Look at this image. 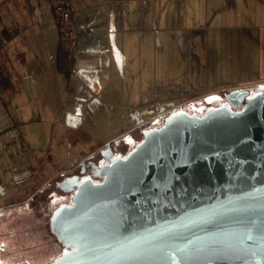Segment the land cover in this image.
Returning <instances> with one entry per match:
<instances>
[{"label": "rangeland", "instance_id": "374dc122", "mask_svg": "<svg viewBox=\"0 0 264 264\" xmlns=\"http://www.w3.org/2000/svg\"><path fill=\"white\" fill-rule=\"evenodd\" d=\"M239 1L245 5L231 18V29L185 23L182 32L156 30L154 37L152 29L147 33L138 23V31L113 39L121 46L120 57L110 62L108 56L92 55L80 65L85 71L76 73L70 90L65 80L52 82L50 99L0 92L3 264H49L61 254L63 246L50 232L49 218L71 200L55 184L84 162L101 164L100 152L108 142L115 152H130L147 127L162 124L163 117L148 114L138 125L130 120V111L169 95L178 97L181 108L202 115L208 106L225 104V92L253 94L264 84V0ZM95 6L80 5V10L96 14ZM96 60L92 68L90 61ZM199 98L205 101L197 106ZM171 108L169 113L179 110Z\"/></svg>", "mask_w": 264, "mask_h": 264}, {"label": "water", "instance_id": "95a60500", "mask_svg": "<svg viewBox=\"0 0 264 264\" xmlns=\"http://www.w3.org/2000/svg\"><path fill=\"white\" fill-rule=\"evenodd\" d=\"M249 94L171 113L124 158L107 147L88 163L101 182H56L74 193L49 218V264H264V84Z\"/></svg>", "mask_w": 264, "mask_h": 264}, {"label": "crops", "instance_id": "0c3cea01", "mask_svg": "<svg viewBox=\"0 0 264 264\" xmlns=\"http://www.w3.org/2000/svg\"><path fill=\"white\" fill-rule=\"evenodd\" d=\"M50 1L52 0H0V65L14 84V89L7 90L8 93L20 92L24 96L45 95L50 99L52 82L59 83L65 80L56 69L59 30L51 11ZM66 2L75 34L74 43L69 44V51L75 58V69L70 80L68 82L65 80L68 90L74 87L76 73L85 71L80 65L92 55L108 56L111 58L110 62L120 57L121 46H117L113 39L123 38L124 32L138 31V23L143 24V31L147 33L152 29L154 37L156 30L168 34L166 30L178 28L179 32H182L186 30L185 23L192 25L200 23L201 28L215 25V28L231 29V18H235L236 10L245 5L240 4L243 2L239 0H162L157 3L155 0H103L100 3L99 0H66ZM88 3L97 5L94 7L97 10L96 14L87 15L85 11L82 14L80 5L87 6ZM133 18L135 20L132 23ZM184 18H187V22ZM176 19L178 22H175ZM2 30L17 32L10 39H4ZM93 49L96 50L95 53H92ZM90 62L92 68H96L97 60ZM86 66L89 67L90 64L86 63ZM43 87L47 89H41Z\"/></svg>", "mask_w": 264, "mask_h": 264}, {"label": "trees", "instance_id": "16d2710c", "mask_svg": "<svg viewBox=\"0 0 264 264\" xmlns=\"http://www.w3.org/2000/svg\"><path fill=\"white\" fill-rule=\"evenodd\" d=\"M54 1L55 0L50 1V7H51V3H53ZM64 1L66 3V6H67L66 0H64ZM51 11H52V9H51ZM52 14H53V12H52ZM58 30H59V28H58ZM16 32H17L16 30H14V31L2 30L4 39H10L11 37L14 36V34ZM205 37L206 36L204 35V41L207 38V37L206 38ZM66 42L68 43V48L66 46ZM69 44H73V43L66 41L64 39L63 35L61 34L60 30H59V43H58L57 56H56V69H57L58 73L60 75H62L67 82L72 77V75L74 73V69H75V58L72 55V53L69 51ZM189 46L191 48L192 44ZM191 54H193V53H191ZM11 89H14V84H13L12 80L7 75H5L4 70H3L2 66L0 65V92H4L7 90H11ZM147 91L148 90L144 89L143 93H147ZM170 92H173V91H170ZM177 100H178V97L176 98V97L169 96V95H165L163 98H159L156 101L154 100L152 103L148 104V106H146L145 108H142L141 110H139V112H137V118L136 119H138V122L140 123L145 118V115L148 116V114H149L155 118L156 117H163V120H164L166 117H168L170 115V113H173V111L170 113L168 112L171 107L173 108V107L179 106V109L181 108V105L179 104V102ZM204 101H205L204 99L199 98V100L197 102H194V103L197 106H200ZM214 106L217 107L219 105H214ZM181 109L184 112H186L187 114H190V115L196 114L195 112H191V111H188V110L183 109V108H181ZM164 112H168L169 114L167 113L168 115L167 114L165 115V114H163ZM174 112H176V110Z\"/></svg>", "mask_w": 264, "mask_h": 264}, {"label": "flooded vegetation", "instance_id": "af4514ba", "mask_svg": "<svg viewBox=\"0 0 264 264\" xmlns=\"http://www.w3.org/2000/svg\"><path fill=\"white\" fill-rule=\"evenodd\" d=\"M249 95H253V94H249ZM222 105V104H221ZM220 106V105H219ZM179 110H181V109H179ZM178 110V111H179ZM183 111V110H182ZM137 112H139V109H137V108H135L133 111H130V114H129V118H130V120H136L137 121V124L139 123L138 122V119H136L137 118ZM197 115V114H196ZM165 120V119H164ZM164 120L162 121V124L160 125V126H151V127H147L148 129L147 130H150V129H153V128H160L162 125H163V123H164ZM139 125V124H138ZM137 125V126H138ZM142 139H143V137H142ZM142 141V140H141ZM107 147H109L110 149H111V152H112V157H115V156H117V155H120L122 158H124V157H126V155L129 153V152H121V151H117V152H115L114 150H113V148H112V141H110V142H108L106 145H105V147H104V149L102 150V151H104V150H106V148ZM102 151L100 152V155H101V158H102V162H101V164H97L95 161H93V160H89V161H87V162H84V163H82L80 166H78V169L76 170V172H73L72 174H70V175H66V176H64L63 177V179L61 180V181H63L65 178H67V177H72V176H74V175H77V176H79V179H82V178H84V177H90L91 179H92V181L94 182V183H97V182H101L102 180H103V177H97V176H95L94 175V168H92L91 166H89L88 165V163H90V162H92V163H94L95 165H97L98 167H101V166H103L106 162H105V158L102 156ZM107 163H108V161H107ZM82 167H84L83 169H82ZM58 183V182H57ZM56 183V184H57ZM56 184H55V187H56ZM57 189H59L58 187H56ZM60 191H62L61 189H59ZM63 192V191H62ZM64 193H66V194H68V197L70 198V203H69V205H71L72 204V199H71V195L74 193V192H64ZM62 245V244H61Z\"/></svg>", "mask_w": 264, "mask_h": 264}, {"label": "built area", "instance_id": "2783aa9c", "mask_svg": "<svg viewBox=\"0 0 264 264\" xmlns=\"http://www.w3.org/2000/svg\"><path fill=\"white\" fill-rule=\"evenodd\" d=\"M51 9L56 24L63 35L64 39L70 43H74L75 34L71 25V16L69 9L64 0H55L51 3Z\"/></svg>", "mask_w": 264, "mask_h": 264}, {"label": "snow or ice", "instance_id": "6c2138e0", "mask_svg": "<svg viewBox=\"0 0 264 264\" xmlns=\"http://www.w3.org/2000/svg\"><path fill=\"white\" fill-rule=\"evenodd\" d=\"M0 264H3V262H2V261H0Z\"/></svg>", "mask_w": 264, "mask_h": 264}, {"label": "bare ground", "instance_id": "6f19581e", "mask_svg": "<svg viewBox=\"0 0 264 264\" xmlns=\"http://www.w3.org/2000/svg\"><path fill=\"white\" fill-rule=\"evenodd\" d=\"M180 49V48H179ZM233 90V89H232ZM225 98V97H224ZM226 104V103H225ZM223 105V104H222ZM221 106V105H220Z\"/></svg>", "mask_w": 264, "mask_h": 264}]
</instances>
